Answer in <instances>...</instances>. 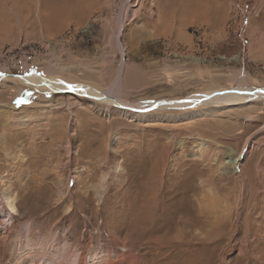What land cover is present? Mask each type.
<instances>
[{
    "label": "rangeland",
    "instance_id": "rangeland-1",
    "mask_svg": "<svg viewBox=\"0 0 264 264\" xmlns=\"http://www.w3.org/2000/svg\"><path fill=\"white\" fill-rule=\"evenodd\" d=\"M120 68L134 105L264 89V0H0V264H264V101L142 124L12 79Z\"/></svg>",
    "mask_w": 264,
    "mask_h": 264
},
{
    "label": "bare ground",
    "instance_id": "bare-ground-1",
    "mask_svg": "<svg viewBox=\"0 0 264 264\" xmlns=\"http://www.w3.org/2000/svg\"><path fill=\"white\" fill-rule=\"evenodd\" d=\"M52 69L56 74L63 73L64 71L69 70L68 68L62 67L60 65H54ZM51 69V68H50ZM54 73V74H55ZM123 76V68L119 69V74L117 77V81L115 82L113 89H109L105 92L100 91L96 87L92 85H86V84H76V83H69L67 81L59 80L58 78H44V77H37L34 75L29 76H15L12 77L14 81H20L25 84L37 87L40 90H46L53 93L56 92H66L68 89L72 88L76 90L77 95L89 97V98H96L99 102L102 104H105L109 109L115 108L117 111H120L124 115L133 114L132 118L135 121H139L142 124H161L163 120H175V121H191L195 118L205 116L210 113H214L218 110H231V107H241L243 105H248L251 103H256L257 101H264V89H253L248 87V75L244 70H239L235 78L237 82L240 84L239 86H234V88H231L227 91H219V90H209L205 93L197 94L194 96H190L186 99H183L181 101H159V102H146L143 104H131L123 99H121L118 96V91L121 86V79ZM10 77V76H9ZM8 78V77H7ZM6 78V79H7ZM11 79V78H10ZM205 99L203 103H197L199 100ZM254 105V104H253ZM194 107H210V110L204 109L197 112L192 113H184L179 116L171 115L168 116L164 115L165 112H169L171 110H181L184 111L188 108H194ZM153 110L158 111L157 116H149L148 113H142L140 114L138 111H144L147 110ZM136 112V113H135ZM175 116V117H174ZM152 118V119H150ZM241 158H231L229 160L225 161V164L221 168H227L228 166L233 167L234 169H238L241 163ZM230 167V168H231ZM232 169V168H231ZM1 179V178H0ZM213 181V180H212ZM1 183V181H0ZM7 190V189H6ZM2 193V192H1ZM0 193V206H3L0 208V214H3L6 210V208L10 211V218L11 220L14 218L15 214L17 213V209L15 207V201L11 199L10 195L8 194V191L3 192V194ZM68 256H66L67 258ZM85 257V256H84ZM68 259V258H67ZM75 260H73L74 262ZM81 261V260H80ZM91 264H102L103 262H100L99 254L95 253L92 255V257L89 259ZM77 263V260L75 261ZM52 263V262H51ZM108 264L107 262H105ZM74 264V263H71ZM78 264V263H77ZM111 264V263H110Z\"/></svg>",
    "mask_w": 264,
    "mask_h": 264
},
{
    "label": "water",
    "instance_id": "water-1",
    "mask_svg": "<svg viewBox=\"0 0 264 264\" xmlns=\"http://www.w3.org/2000/svg\"><path fill=\"white\" fill-rule=\"evenodd\" d=\"M18 77H21V76H18ZM2 80H3V78L0 79V81H2ZM66 92H69V93H72V94L77 95L76 90H74V89H72V88L68 89V91H66ZM90 99H94V100H96V98H94V97H92V98H90ZM149 110H151V109H149ZM147 111H148V110H147Z\"/></svg>",
    "mask_w": 264,
    "mask_h": 264
}]
</instances>
